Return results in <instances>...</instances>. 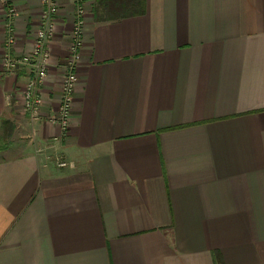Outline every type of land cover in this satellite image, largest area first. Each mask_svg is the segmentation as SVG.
<instances>
[{
	"label": "crops",
	"instance_id": "obj_1",
	"mask_svg": "<svg viewBox=\"0 0 264 264\" xmlns=\"http://www.w3.org/2000/svg\"><path fill=\"white\" fill-rule=\"evenodd\" d=\"M86 1L67 132L49 118L75 0H59L38 120L29 75L0 62V264H264V0H144L119 19ZM9 6L14 53L40 25V0H0V60Z\"/></svg>",
	"mask_w": 264,
	"mask_h": 264
},
{
	"label": "built area",
	"instance_id": "obj_2",
	"mask_svg": "<svg viewBox=\"0 0 264 264\" xmlns=\"http://www.w3.org/2000/svg\"><path fill=\"white\" fill-rule=\"evenodd\" d=\"M40 3V25L37 29L36 42H34L30 52L21 56L12 52L13 45L15 44V33L12 26L15 8L13 6L7 8L9 22L6 29L9 35L6 47L8 51L6 53V60L2 66L3 71L10 73H14V71L26 66L31 67L22 97L25 113L33 121L38 120L41 115L43 103L41 88L48 77L51 60L50 42L57 29V17L60 12L59 0H40ZM75 5L70 53L65 65L66 76L61 89L59 109L57 114L49 118V121L52 124L58 125L63 132H67L70 128L74 93L79 79L78 66L81 58L83 36L89 15L86 0H75ZM60 166H66V163L62 162Z\"/></svg>",
	"mask_w": 264,
	"mask_h": 264
},
{
	"label": "trees",
	"instance_id": "obj_3",
	"mask_svg": "<svg viewBox=\"0 0 264 264\" xmlns=\"http://www.w3.org/2000/svg\"><path fill=\"white\" fill-rule=\"evenodd\" d=\"M101 3L112 19L145 13L144 0H101Z\"/></svg>",
	"mask_w": 264,
	"mask_h": 264
},
{
	"label": "rangeland",
	"instance_id": "obj_4",
	"mask_svg": "<svg viewBox=\"0 0 264 264\" xmlns=\"http://www.w3.org/2000/svg\"><path fill=\"white\" fill-rule=\"evenodd\" d=\"M6 35H7V38H8L9 33H8V30L7 29H6ZM36 35H37V30L35 32L34 42H36ZM14 45H13V48H14ZM30 51H31V49H30ZM12 52L14 53L13 49H12ZM14 54H16V53H14ZM24 54H26V53H24ZM16 55H20L21 56L23 54H16ZM5 60H6V53H5V55L0 60V62L2 64L1 65V68L4 65ZM2 70H3V68H2ZM21 72H25L27 75H30L31 67L30 66H26V67L21 68L20 70L14 71L15 74H18V73H21ZM25 88H26V86H24V88L22 89V91H21L22 94L24 93ZM23 110H24V105H23ZM24 113H25V110H24ZM12 130H13V127L10 125V122L9 121H5V122L1 123V127H0V149L3 148L7 144L6 142L8 140V134H10L9 132H11Z\"/></svg>",
	"mask_w": 264,
	"mask_h": 264
}]
</instances>
